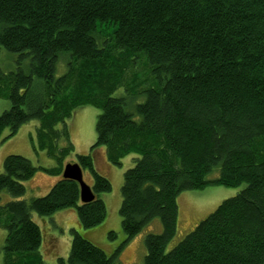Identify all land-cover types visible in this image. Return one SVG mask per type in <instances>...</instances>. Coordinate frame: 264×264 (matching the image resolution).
Returning <instances> with one entry per match:
<instances>
[{
  "label": "trees",
  "instance_id": "obj_1",
  "mask_svg": "<svg viewBox=\"0 0 264 264\" xmlns=\"http://www.w3.org/2000/svg\"><path fill=\"white\" fill-rule=\"evenodd\" d=\"M2 50L19 57L15 70L0 69V97L11 101L0 114V141L36 119L35 149L56 161L48 167L15 153L4 158L3 264H46L33 213L74 208L86 229L105 220L100 193L111 191L112 181L96 169L99 146L117 166L139 156L121 188L124 242L156 218L163 225L145 237L142 264H264V0H0ZM58 61L68 65L59 77ZM145 69L153 82L135 104L137 121L128 98L113 94L133 85L128 94L136 99ZM85 105L100 109L98 139L75 161L92 174L96 198L89 203L79 183L62 176L76 150L67 121ZM217 167L219 177L208 178ZM39 171L60 178L45 196L1 205L3 191L24 197V182ZM243 183L168 249L179 194ZM72 237L59 264H121L122 246L108 255L75 228Z\"/></svg>",
  "mask_w": 264,
  "mask_h": 264
},
{
  "label": "rangeland",
  "instance_id": "obj_2",
  "mask_svg": "<svg viewBox=\"0 0 264 264\" xmlns=\"http://www.w3.org/2000/svg\"><path fill=\"white\" fill-rule=\"evenodd\" d=\"M100 30L103 31V35L108 34L110 31L106 26L104 30L100 27ZM0 55V69H2L3 72L8 73V71H13L17 68L18 54L2 50ZM140 60L143 62L145 59L141 58ZM67 68V63L58 61L56 70L57 76H62ZM137 78L141 84L137 90L138 96H136V99L134 96L128 94L132 92L131 90H135L133 85L129 86L131 90H127L124 86H121L113 95L116 97L126 96L129 104L128 110L133 112L135 120L140 121L141 116L136 113L135 104L145 100L147 93L144 92V89L148 88L153 81L150 79L148 80V70L146 69L142 72L139 71ZM10 106V100L0 97V114L8 110ZM99 112V108L93 105H85L76 109L72 118L68 119L67 125L76 150L66 161L77 163L75 162L77 154H86L91 150V146L96 143L98 138L95 126ZM38 123V120L32 119V121L22 124L16 135L5 141H0V173L4 169V158L7 155H11V153L23 155L35 165L55 166L56 161L50 158L46 151L35 149V144L37 142L36 126ZM8 133L9 131L5 130L4 136L8 135ZM99 147L100 148L95 152V159L97 162L96 169L112 181L111 191L100 193V197L106 203L107 217L98 226L86 229L81 224L74 208L58 210L47 216H40L37 213H33L32 217H34L35 222H37L42 229L43 242L40 249L46 264H59V256H62L64 259L68 258L73 239L72 228H75L90 241H93L96 245L103 248L108 255L113 254L118 247L122 246L116 256L119 263L142 264L147 252L145 237L149 233H159L163 229L162 222L159 218H156L151 221L150 224L146 225L135 238L126 243L124 242L126 234H124L121 224L122 217L119 213L122 205L121 188L124 183V173L135 164V160L139 156L136 154L127 155L122 160L121 166H117L107 159L106 149L101 146ZM83 171L85 181L93 183L91 172L88 170ZM219 173L220 167H217L208 174V178H218ZM56 178L57 175L53 176L39 171L35 174L34 178L24 182L27 186L24 197L17 198L11 196L7 191H3L1 195V205L15 199H32L45 196L51 187L56 184V181L60 179ZM245 185L246 184L243 183L240 187H228L221 184H208V186L203 189L187 190L179 194L177 197L179 210L177 234L169 242L168 249L177 245L178 241L188 235L202 219L216 210L222 201L238 194L246 187ZM110 232L115 233L113 238L109 237L108 234ZM6 235L7 229L0 227V264L4 263L2 248L5 243Z\"/></svg>",
  "mask_w": 264,
  "mask_h": 264
},
{
  "label": "water",
  "instance_id": "obj_3",
  "mask_svg": "<svg viewBox=\"0 0 264 264\" xmlns=\"http://www.w3.org/2000/svg\"><path fill=\"white\" fill-rule=\"evenodd\" d=\"M63 175H64V178H71L81 183L82 189L80 193H81V201L83 203H89V201H92L95 199V193L92 191L91 185L90 184L88 185L84 181L83 171L78 162L67 164Z\"/></svg>",
  "mask_w": 264,
  "mask_h": 264
},
{
  "label": "bare ground",
  "instance_id": "obj_4",
  "mask_svg": "<svg viewBox=\"0 0 264 264\" xmlns=\"http://www.w3.org/2000/svg\"><path fill=\"white\" fill-rule=\"evenodd\" d=\"M69 163H71V162H68L67 164H69ZM66 164V165H67ZM65 168H66V166H65ZM65 168H64V170H65ZM64 170H63V174H64ZM82 171H83V169H82ZM62 174V176H63V178H64V175ZM83 178H84V171H83ZM64 179H67V178H64ZM68 179H71V178H68ZM72 180H74V179H72ZM74 181H76V180H74ZM84 181H85V179H84ZM77 182V181H76ZM86 182V181H85ZM78 183H79V185H80V192H81V183L78 181ZM88 185L90 184V183H88V182H86ZM91 185V184H90ZM93 191V190H92ZM95 198H96V194H95Z\"/></svg>",
  "mask_w": 264,
  "mask_h": 264
},
{
  "label": "crops",
  "instance_id": "obj_5",
  "mask_svg": "<svg viewBox=\"0 0 264 264\" xmlns=\"http://www.w3.org/2000/svg\"><path fill=\"white\" fill-rule=\"evenodd\" d=\"M38 173V172H37ZM57 179V178H56Z\"/></svg>",
  "mask_w": 264,
  "mask_h": 264
}]
</instances>
